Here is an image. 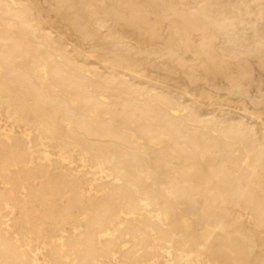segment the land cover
Returning a JSON list of instances; mask_svg holds the SVG:
<instances>
[{"label": "bare ground", "instance_id": "6f19581e", "mask_svg": "<svg viewBox=\"0 0 264 264\" xmlns=\"http://www.w3.org/2000/svg\"><path fill=\"white\" fill-rule=\"evenodd\" d=\"M256 78L264 0H0V264H264Z\"/></svg>", "mask_w": 264, "mask_h": 264}, {"label": "rangeland", "instance_id": "374dc122", "mask_svg": "<svg viewBox=\"0 0 264 264\" xmlns=\"http://www.w3.org/2000/svg\"><path fill=\"white\" fill-rule=\"evenodd\" d=\"M143 4H145V2ZM44 30L46 32H49L53 37L57 36L56 30L54 28H50L48 25H44ZM121 30L126 36H128V37L133 36L129 27L125 26ZM79 61L82 63H85V64L92 62V66H97L100 69L104 70V65L102 63L98 62V60L96 58H88L85 56L83 58H80ZM253 67L257 71L261 70L260 64L257 61H255L253 63ZM179 79L180 78H178V80ZM143 81H141L142 86H146V87H150V88L151 87H157V89H159V86L162 84L169 85L170 89L174 88L176 85V88H175L176 91H171V93L176 98H179L181 101H183L184 104L191 105L190 100L193 99V97L191 95H196L197 97L201 98V101L203 103L201 106L202 112H213L214 114L219 115L221 113L220 110L226 111L229 109V110H234V111L243 113L242 110H238V109L236 110L235 107H233V106H237L238 108H243V104L236 102L235 97L229 96L224 91L223 92H221V91L215 92L214 91L216 93L215 98L212 99L213 101L211 102L208 99H204L203 97H201L200 91L198 89H194L192 86H190L187 82H185L182 79H180L179 82L176 83L177 78L169 76L168 74L154 73V75H152L151 73H148V77L145 78ZM247 89L249 90V92H251L255 95H260L261 93H264V81L260 82L256 78V80H253L251 86H249ZM185 91H187L188 93H185ZM215 101H217V103L213 104V102H215ZM255 113L256 114H254V115H251L250 113H246L247 117L250 118V119H248L249 122H253V121L258 122V121H260V118H258V116L264 117V111H260L259 114L257 112H255ZM251 117L253 119H251ZM256 125H257V123H256ZM257 130L259 133L262 132V129L259 125H257ZM199 202H201V201L199 200ZM260 251L262 253H264V247H259L256 250V252H260Z\"/></svg>", "mask_w": 264, "mask_h": 264}]
</instances>
